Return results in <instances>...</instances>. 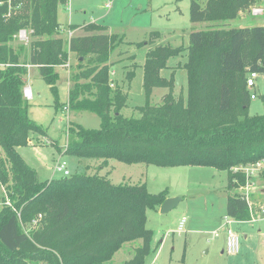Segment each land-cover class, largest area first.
<instances>
[{
  "label": "trees",
  "instance_id": "16d2710c",
  "mask_svg": "<svg viewBox=\"0 0 264 264\" xmlns=\"http://www.w3.org/2000/svg\"><path fill=\"white\" fill-rule=\"evenodd\" d=\"M66 0H0V264H108L129 241L142 240L122 264H145L153 231L147 210H158L168 190L150 193L146 184H113L107 176L74 173L40 181L17 147L31 143L30 133L45 130L28 115L23 96L27 65L35 67L53 95L56 110L89 111L98 128L71 122L63 153L163 167L207 166L227 172V188L244 187L241 168L264 159V114L250 115L248 71L264 72V25L194 30L187 46L157 45L145 53L140 116L122 114L127 94L110 84L111 52L122 42L107 26L70 24L81 34L61 36L58 6ZM263 0H190L189 20L226 21L243 16ZM29 30L28 47L11 44ZM158 31L150 33L154 41ZM137 42L136 45H142ZM186 51V96L174 95V75H161L167 61ZM77 58L66 103L59 102L56 67L68 53ZM134 70L126 74L131 81ZM166 88L153 105L154 88ZM264 105V94L260 95ZM264 177V169H262ZM6 190V191H5ZM6 198L10 204L6 203ZM226 215L251 220L244 194L227 195ZM183 261V259H182Z\"/></svg>",
  "mask_w": 264,
  "mask_h": 264
},
{
  "label": "rangeland",
  "instance_id": "374dc122",
  "mask_svg": "<svg viewBox=\"0 0 264 264\" xmlns=\"http://www.w3.org/2000/svg\"><path fill=\"white\" fill-rule=\"evenodd\" d=\"M200 1L204 4L206 0ZM189 2L190 0H66L58 6V20L61 23L60 27L65 29L70 24L105 25L108 32L123 38L110 54V84L112 87L118 85L128 96L122 114L137 118L140 113L136 107L145 103L142 64L147 50L157 45L187 46L189 33L194 30L264 25V0L257 6L263 8L262 13L245 12L243 16L231 20L202 22L189 20ZM106 4H109V8ZM24 30L22 37L17 35L11 42L15 49L20 44L27 48L32 39L30 31ZM152 31L159 32L154 41L150 39ZM78 33L81 34L80 30L76 29L72 35ZM61 36L66 39L67 32L62 30ZM137 42L143 44L136 45ZM185 61L186 51L169 58L168 68L161 70L164 77H170L171 73L174 75L175 96L180 93L186 96V72L182 68ZM76 63L75 53L69 52L66 65L56 67L59 73L56 86L61 103L67 102L70 76L76 71ZM27 68L23 88L29 86L34 93L32 100H27L28 115L45 130V133H30L31 143L17 147V151L24 161L35 169L40 181L62 177L64 174L56 170V164L65 161L69 170V174L65 176L74 173H96L107 176L113 184L145 183L150 193L167 189L168 197H180L178 203L166 212L161 213L159 209L147 210L145 225L153 231L151 240L153 250L146 256L145 264H236L245 256V252L255 254L256 258L257 255H264V206L259 205L249 193L256 178L260 186L264 185L261 168L253 171L248 186L229 190L227 172L212 167L191 165L163 167L144 163L126 164L109 159L106 166L97 168L101 160L64 154L62 149L66 139L65 132L71 122L86 128H98L100 119L89 111H73L64 107L56 110L48 85L39 76L35 67L27 65ZM130 70H134V76L128 81L126 74ZM166 92V88H154L150 103L153 105L160 103L161 96ZM263 94L264 81H260L256 89V98L251 99L249 103L250 115L264 114V105L260 97ZM0 155H3L2 151ZM3 191L0 186V208ZM235 192L246 196L250 215L255 219L238 222L231 220L230 227L239 239V252L232 255L224 250L226 238L224 227L227 217L226 197ZM183 216L186 220L182 230H178ZM244 228L248 229L245 231L247 236L245 240ZM141 243L140 239L125 242L108 264H122L130 259ZM26 264L34 263L26 261ZM37 264L44 263L38 261Z\"/></svg>",
  "mask_w": 264,
  "mask_h": 264
},
{
  "label": "built area",
  "instance_id": "2783aa9c",
  "mask_svg": "<svg viewBox=\"0 0 264 264\" xmlns=\"http://www.w3.org/2000/svg\"><path fill=\"white\" fill-rule=\"evenodd\" d=\"M106 7L109 8V4H106ZM262 12H263L262 7H254L251 11L252 14H259ZM66 32H67V37H70L73 33V30L69 29V30H66ZM22 35H23V30H20L18 36L22 37ZM245 81H246V87L250 91V98L254 99V98H256V89L258 87V83L260 81H264V72L248 71L246 74V80ZM23 96L25 97L26 100H31L32 92H31V89L29 86H25L23 88ZM237 169H241L245 172V174L248 178L247 183L244 186V187H246L250 183V177H251L253 171L258 170V169H260V170L264 169V159H262L256 163H253V164H248V165L241 167V168H235V170H237ZM56 170L61 171L64 175L69 174V170L66 167L65 161H62L61 163L58 162L56 164ZM6 203L9 204V200L7 198H6ZM185 220L186 219L183 216L179 222L178 230H182V227H183ZM225 224L226 225H225L224 229H225L226 238H225V249L224 250L227 254L233 255V254H236L239 250V239H238L237 234L230 227V224H231L230 217H228V216L226 217ZM152 264H154V263H152Z\"/></svg>",
  "mask_w": 264,
  "mask_h": 264
},
{
  "label": "crops",
  "instance_id": "0c3cea01",
  "mask_svg": "<svg viewBox=\"0 0 264 264\" xmlns=\"http://www.w3.org/2000/svg\"><path fill=\"white\" fill-rule=\"evenodd\" d=\"M59 21V20H58ZM59 23H60V21H59ZM61 24V23H60ZM61 28V31L62 30H64V31H66L68 28H64V27H60ZM111 69V68H110ZM36 70V69H35ZM37 71V70H36ZM31 89V88H30ZM31 92H33V90H31ZM33 95H34V93H32V97H33ZM31 100H32V98H31ZM255 178V177H254ZM253 179V178H252ZM259 183V181L257 180V178H256V180L254 181L253 180V183L251 184L252 186L250 187L251 188V190L249 191V193L251 194V195H253V198L259 203V205H262V207L264 206V185H259L258 184ZM264 216V215H263ZM231 219V218H230ZM253 219H255V218H253ZM232 221H233V219H231ZM252 220V219H251ZM235 221V220H234ZM248 221H250V220H248ZM235 222H238V221H235ZM222 226V225H221ZM220 226V227H221ZM223 226H224V224H223ZM223 228V227H222ZM248 230V229H247ZM247 230H245V228H244V240L247 238V236H246V234H245V231H247ZM243 243H244V241H243ZM243 248L244 249H246V246L245 245H243ZM238 252H239V250H238ZM237 252V253H238ZM244 252V251H243ZM245 254V256H243V258L242 259H239V261L238 262H236V264H264V255H257V258H256V256H255V254H248L247 252H245L244 253ZM252 258H256V260H253Z\"/></svg>",
  "mask_w": 264,
  "mask_h": 264
},
{
  "label": "water",
  "instance_id": "95a60500",
  "mask_svg": "<svg viewBox=\"0 0 264 264\" xmlns=\"http://www.w3.org/2000/svg\"><path fill=\"white\" fill-rule=\"evenodd\" d=\"M180 197H167L159 207L161 213L173 208L179 201Z\"/></svg>",
  "mask_w": 264,
  "mask_h": 264
}]
</instances>
